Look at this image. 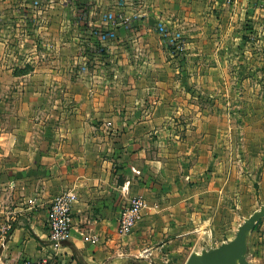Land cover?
I'll return each mask as SVG.
<instances>
[{
  "label": "crops",
  "instance_id": "0c3cea01",
  "mask_svg": "<svg viewBox=\"0 0 264 264\" xmlns=\"http://www.w3.org/2000/svg\"><path fill=\"white\" fill-rule=\"evenodd\" d=\"M247 12L264 17V6L0 0V264L55 255L47 220L64 194L74 201L61 264H184L233 237L264 204V132L232 129L227 112L245 104ZM158 26L183 30V54ZM106 28L115 40L95 35ZM138 197L141 218L120 235V212Z\"/></svg>",
  "mask_w": 264,
  "mask_h": 264
},
{
  "label": "rangeland",
  "instance_id": "374dc122",
  "mask_svg": "<svg viewBox=\"0 0 264 264\" xmlns=\"http://www.w3.org/2000/svg\"><path fill=\"white\" fill-rule=\"evenodd\" d=\"M255 1H257L259 7L264 6V0H255ZM216 12L218 11L210 10L208 12H205V18H206L205 22L207 24H210L208 22V20H211L210 15L213 16L218 15L216 14ZM221 12L226 13L225 10ZM261 14L263 13L247 12L243 16L242 25L238 27L237 33L242 32L244 36V48L242 49H244L247 53L253 52L257 56L255 57L254 54L253 55L248 54L247 57L243 59L242 63H240V66L243 68V77L245 79V85L241 95L245 104L243 106H238V108L231 107L227 109V112L233 116V121L229 123V125H233L232 129H235L236 125L242 123L244 125L248 124L246 128L248 130H251L253 123L256 122L255 131L264 132V43L257 42L256 40L254 41L253 39L258 34L261 35L262 33H264V25L261 23V21L264 20V17H261L260 16ZM106 29L110 30L109 28ZM133 29L135 30L136 28ZM191 29H192L191 31H195L196 34H199V36H201L200 38H203V36L206 34L209 35L215 34L214 31L205 32L202 27H196ZM156 32L160 37L161 35L162 37H164V38L161 37V39L166 40L165 44L170 51H172L173 53L174 52L178 53V55H181L185 52L186 40L184 37L185 35L182 34L183 30L181 29L173 30V29H168L167 27L164 26H158L156 27ZM164 32L168 34L170 37H177V40L174 41L173 43L170 42L167 39V37L163 35ZM116 35L117 34H115L114 32V38H113L114 40L116 39ZM197 40H198L197 44L199 43L200 45L205 46L204 39H197ZM206 43L208 44V41H206ZM233 65L234 64H232V66ZM255 85H258V87ZM253 101L256 102L261 101L262 103H260V105L259 103H254V105H252ZM215 109L217 108L212 107V112H214ZM260 205L261 203L258 202V204L254 206V209L257 210ZM251 211L246 212L245 214H250ZM238 213H241V211H238ZM242 220H240L241 223ZM263 220L264 219H262V221ZM248 259L253 264H264V227L263 228L261 227V221L260 224L256 226L255 231H253L249 239Z\"/></svg>",
  "mask_w": 264,
  "mask_h": 264
},
{
  "label": "built area",
  "instance_id": "2783aa9c",
  "mask_svg": "<svg viewBox=\"0 0 264 264\" xmlns=\"http://www.w3.org/2000/svg\"><path fill=\"white\" fill-rule=\"evenodd\" d=\"M51 2L52 0H48ZM69 4H76L81 1L92 0H64ZM35 6H38V1L35 2ZM106 18V17H105ZM109 20L110 17L108 16ZM95 35L102 41H107L114 38V32L112 30L100 29L95 32ZM170 42L177 40V37H169L165 32L163 33ZM74 196L71 194H64L55 198L51 204L49 217L47 220L48 238L50 246L54 251V256L47 259H43L39 262L25 261L23 264H61L58 259L59 251L63 244L68 240L70 230L72 227V204ZM144 207V202L141 198H133L127 203L121 210L118 218L117 231L120 235L130 234L134 226L141 218V210ZM9 228L3 229V236L5 238L6 232ZM86 241L96 242L97 236L91 235L85 237Z\"/></svg>",
  "mask_w": 264,
  "mask_h": 264
},
{
  "label": "water",
  "instance_id": "95a60500",
  "mask_svg": "<svg viewBox=\"0 0 264 264\" xmlns=\"http://www.w3.org/2000/svg\"><path fill=\"white\" fill-rule=\"evenodd\" d=\"M262 219L264 204L242 220L230 240L217 247L192 251L184 264H253L248 259L249 239Z\"/></svg>",
  "mask_w": 264,
  "mask_h": 264
},
{
  "label": "trees",
  "instance_id": "16d2710c",
  "mask_svg": "<svg viewBox=\"0 0 264 264\" xmlns=\"http://www.w3.org/2000/svg\"><path fill=\"white\" fill-rule=\"evenodd\" d=\"M256 229V228H255Z\"/></svg>",
  "mask_w": 264,
  "mask_h": 264
}]
</instances>
